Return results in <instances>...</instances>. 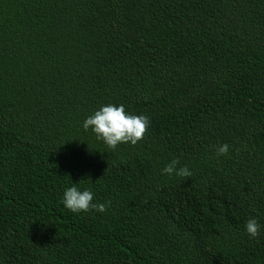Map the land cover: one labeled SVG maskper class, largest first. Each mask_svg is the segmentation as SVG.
I'll return each mask as SVG.
<instances>
[{
    "label": "trees",
    "instance_id": "obj_1",
    "mask_svg": "<svg viewBox=\"0 0 264 264\" xmlns=\"http://www.w3.org/2000/svg\"><path fill=\"white\" fill-rule=\"evenodd\" d=\"M0 264H264V0H0Z\"/></svg>",
    "mask_w": 264,
    "mask_h": 264
},
{
    "label": "clouds",
    "instance_id": "obj_2",
    "mask_svg": "<svg viewBox=\"0 0 264 264\" xmlns=\"http://www.w3.org/2000/svg\"><path fill=\"white\" fill-rule=\"evenodd\" d=\"M149 118L145 115H130L125 112L123 105L115 106L112 104L102 106L92 115L88 116L83 122L85 131L91 129L96 135V139L102 141L108 148L115 149L118 144L131 143L137 144L143 139L147 131ZM229 145L223 144L217 147L216 155H226ZM178 161L173 159L163 169L162 174L176 177L187 178L192 172L185 167H177ZM93 193L90 190H78L72 186L65 189L62 197L64 207L73 213L88 212L95 210L105 212L110 206V201L106 203H93ZM246 233L255 238L259 235L260 225L252 218L246 222Z\"/></svg>",
    "mask_w": 264,
    "mask_h": 264
}]
</instances>
